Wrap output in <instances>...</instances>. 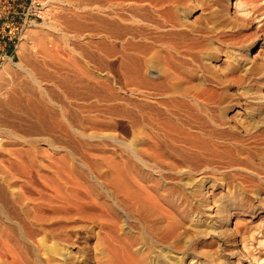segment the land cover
Returning a JSON list of instances; mask_svg holds the SVG:
<instances>
[{
    "label": "rangeland",
    "instance_id": "374dc122",
    "mask_svg": "<svg viewBox=\"0 0 264 264\" xmlns=\"http://www.w3.org/2000/svg\"><path fill=\"white\" fill-rule=\"evenodd\" d=\"M214 1L228 22L245 19L237 7L243 0ZM131 2L57 0L43 18L30 15L34 7L28 0L11 10L20 19L5 29L10 30L14 57L0 64V264H97L100 253L113 256L117 230L127 231L125 222L116 223L111 213L117 204L208 200L207 214L216 215L213 201L223 194L220 173L214 189L195 188L184 169L183 175L177 173V159L163 145L158 148L150 139L149 151H161L145 156L143 163L148 146L132 140L138 128L125 110L152 118L159 97L140 83L136 71ZM9 4L0 1V12ZM246 4L251 18L264 12V0ZM28 7L29 16L22 20L18 14ZM259 19L261 23L255 19L248 25V32L255 33L246 42L248 64L264 63V13ZM126 25L130 30L122 33L120 27ZM260 83L263 111L254 124L255 136L264 139V78ZM120 143L135 145L142 166L120 154ZM256 216V224L264 220L263 214ZM233 223L222 229L233 230ZM193 228H186L189 238L207 232ZM202 238L194 248L197 240H186L189 252L181 244L174 254L177 264H215L217 256V264L223 263L216 243L207 246L209 240ZM239 242L236 238L233 244L237 255Z\"/></svg>",
    "mask_w": 264,
    "mask_h": 264
},
{
    "label": "bare ground",
    "instance_id": "6f19581e",
    "mask_svg": "<svg viewBox=\"0 0 264 264\" xmlns=\"http://www.w3.org/2000/svg\"><path fill=\"white\" fill-rule=\"evenodd\" d=\"M247 1L237 5L245 19L228 22L214 0H132L133 26L128 30L136 41V71L140 83L150 86L159 97L157 105L153 104L157 111L152 118L125 110L130 124L138 128L132 140L149 147L143 150V158L159 156L161 151H149L150 139L156 140L158 148L163 145L175 155L177 173L183 175L185 170L195 188L207 185L214 189L215 176L220 173L223 194L213 201V218L207 214L211 209L208 200L114 205L111 213L116 223L125 222L127 231L117 230L113 256L100 253L97 264H177L174 254L181 244L184 242L187 250L191 244L186 240L194 238V248L203 242L202 237L209 240L204 241L207 246L216 243L222 264H264V220L261 218L259 224L255 221L259 218L256 215H264V149L260 142L264 139L255 136L254 124L263 111L259 86L264 63L245 61L249 55L246 42L253 41L255 35L248 32V25L255 19L261 23L259 17L264 12L251 18ZM120 28L128 31L127 25ZM244 37L247 40L242 41ZM148 72L153 76L151 83ZM120 146L122 156L142 163L135 145ZM143 163H147L145 158ZM260 194L263 197H257ZM230 221L234 222L233 230L222 229ZM200 226L207 230L204 235ZM192 227L200 236H187V229ZM236 238L242 245L239 255L233 251ZM219 260L217 256L212 263Z\"/></svg>",
    "mask_w": 264,
    "mask_h": 264
},
{
    "label": "crops",
    "instance_id": "0c3cea01",
    "mask_svg": "<svg viewBox=\"0 0 264 264\" xmlns=\"http://www.w3.org/2000/svg\"><path fill=\"white\" fill-rule=\"evenodd\" d=\"M2 2H10L9 7H3V9H6L7 11H3L0 12V64L3 63L4 61H6V59L8 61H12L13 57H14V49L15 47L12 45L11 42H9L11 40V38L9 37L10 35V30L9 31H5V29H7V26L10 25L12 26L14 23H11V20H19L20 17L17 16H13V9H15V7H17V5L19 4H25V0H21V3H17L18 0H14V2H16V6L15 4L12 3L13 0H0ZM9 10V11H8Z\"/></svg>",
    "mask_w": 264,
    "mask_h": 264
},
{
    "label": "built area",
    "instance_id": "2783aa9c",
    "mask_svg": "<svg viewBox=\"0 0 264 264\" xmlns=\"http://www.w3.org/2000/svg\"><path fill=\"white\" fill-rule=\"evenodd\" d=\"M57 0H28V4L34 7L30 15L37 18H43L49 16L53 9L55 8V2ZM18 15L21 16L22 20H25L29 16V7L21 11Z\"/></svg>",
    "mask_w": 264,
    "mask_h": 264
}]
</instances>
